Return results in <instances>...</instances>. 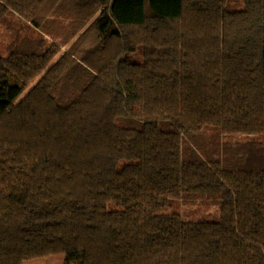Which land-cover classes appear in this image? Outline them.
Listing matches in <instances>:
<instances>
[{"label":"trees","instance_id":"obj_1","mask_svg":"<svg viewBox=\"0 0 264 264\" xmlns=\"http://www.w3.org/2000/svg\"><path fill=\"white\" fill-rule=\"evenodd\" d=\"M2 24L0 264H264V0H0Z\"/></svg>","mask_w":264,"mask_h":264},{"label":"rangeland","instance_id":"obj_2","mask_svg":"<svg viewBox=\"0 0 264 264\" xmlns=\"http://www.w3.org/2000/svg\"><path fill=\"white\" fill-rule=\"evenodd\" d=\"M230 3L233 6H237L232 1ZM17 31L9 28L6 24L0 25V48L6 46L11 40V35L17 33ZM127 57L130 58L129 55H127ZM234 137L241 138L243 136ZM176 204L177 207H175V209L181 214L183 219L186 220H217L220 217L219 204L207 206L200 200L195 202H183L180 200ZM23 264H66V255L59 254L38 259H31L25 261Z\"/></svg>","mask_w":264,"mask_h":264}]
</instances>
